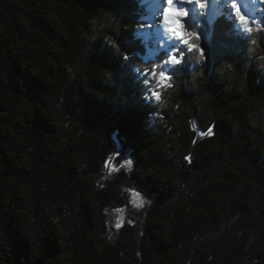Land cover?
I'll return each mask as SVG.
<instances>
[{
  "label": "trees",
  "instance_id": "1",
  "mask_svg": "<svg viewBox=\"0 0 264 264\" xmlns=\"http://www.w3.org/2000/svg\"><path fill=\"white\" fill-rule=\"evenodd\" d=\"M141 7L0 0V264H264V10L168 67Z\"/></svg>",
  "mask_w": 264,
  "mask_h": 264
},
{
  "label": "rangeland",
  "instance_id": "2",
  "mask_svg": "<svg viewBox=\"0 0 264 264\" xmlns=\"http://www.w3.org/2000/svg\"><path fill=\"white\" fill-rule=\"evenodd\" d=\"M226 1V2H225ZM202 2H205L209 5L210 9L206 8L205 6L203 8L199 7L198 4L195 3H184V5L180 6V9H183L187 12V15L180 18V22L183 25V29L186 32V28L189 24L193 22V19H198L199 15L201 13H204L205 17L208 20H213L214 16L217 14L220 15H226L232 22L233 26L240 30H245L243 24L239 22V20L236 17V11L239 10L240 14L247 17L249 20V25L256 24L259 20V12L264 10V0H251L248 4L244 5L241 0H224L223 5H218L219 3L214 2L213 0H202ZM253 2V3H252ZM235 3L237 4L236 9L232 12L229 9H227L229 6L227 4ZM141 8H142V16H141V22H139V26H137L138 33L141 35V37L149 44L150 50L147 54V59L152 58L153 55L157 53L161 54V60H163V63L166 64V66H174L171 65L169 61V56L174 55L176 56V46L178 45H184L179 37L177 38H165V41L160 39H155V33L150 29H153L151 17L155 14L163 11L164 7L166 6V2L164 0H140ZM253 4V5H252ZM225 6V7H223ZM192 13V15H191ZM157 41L161 42L160 46L157 45ZM177 57V56H176ZM178 59V57H177ZM120 153V150L116 151L115 155H118ZM129 159L128 155L126 154L124 156V160L122 165H116V160L111 159L109 161L108 168L111 170H117V169H126V161ZM138 193V197L133 196V193ZM131 203L133 206H135L136 203H141L144 205L145 203V195L140 190H131V196H130ZM135 201V203H134ZM136 207V206H135Z\"/></svg>",
  "mask_w": 264,
  "mask_h": 264
},
{
  "label": "snow or ice",
  "instance_id": "3",
  "mask_svg": "<svg viewBox=\"0 0 264 264\" xmlns=\"http://www.w3.org/2000/svg\"><path fill=\"white\" fill-rule=\"evenodd\" d=\"M182 2L196 3L201 8H203L205 6L204 3L202 2V0H182ZM173 4H174V0H166V6L163 9V23H164L165 28L167 29V31L169 33H171L172 36L179 37L181 39L182 43L187 47L189 52H192V51L198 52L200 55V58L203 59V57H204L203 51L199 48V46L197 44L192 43V40H191V38H198L197 33L185 32L183 29V25L180 22V18L186 16L187 12L183 9H180V10L176 9L173 6ZM236 17L239 20V22L241 24H243L245 31H247L249 33L253 31L252 27L249 26L248 18L241 15L239 10L236 11ZM168 62L171 65H176V64L180 63V61L174 55L169 56ZM153 74H155L154 69H153ZM168 80H170V77L167 76L164 71H161L159 73L157 86L159 87L162 84H165V82H167ZM152 96L157 101H159L161 99V95L159 92H153ZM200 134L211 136L213 134V129L209 128L207 130V132H202ZM185 159H188V157H185ZM127 163H128V161H126V165H127ZM110 171H111V169H110ZM138 195H139L138 193H135V192L133 193V196L138 197ZM134 203H135V201H134ZM135 206L139 208V207H142L143 204H142V202L136 203ZM116 226L119 228L120 224L118 223Z\"/></svg>",
  "mask_w": 264,
  "mask_h": 264
},
{
  "label": "bare ground",
  "instance_id": "4",
  "mask_svg": "<svg viewBox=\"0 0 264 264\" xmlns=\"http://www.w3.org/2000/svg\"><path fill=\"white\" fill-rule=\"evenodd\" d=\"M164 1L166 2V0H164ZM213 1L219 3L218 5H223L226 2V1L224 2V0H213ZM241 1H242V3L244 5H246L249 2H251V0H241ZM184 3H186V2H182V0H174L173 6L176 9L180 10V6L181 5L183 6ZM203 3H204L206 8L210 9V7H209V5L207 3H205V2H203ZM227 5L229 6L227 9H229L232 12L236 9V6H237V4H235V3H230V4H227ZM223 7H225V6H223ZM191 15H192V13H191ZM151 20H153L152 21V24H153L152 28L153 29H150V31L152 30L153 33H155V36H156L155 39H160V40L165 41L166 37L167 38H177L176 36H172L171 33H169L167 31V29L165 28L164 23H163V11L162 10H161V12L155 14L154 16L152 15ZM160 43L161 42L157 41V45L158 46H160Z\"/></svg>",
  "mask_w": 264,
  "mask_h": 264
},
{
  "label": "clouds",
  "instance_id": "5",
  "mask_svg": "<svg viewBox=\"0 0 264 264\" xmlns=\"http://www.w3.org/2000/svg\"><path fill=\"white\" fill-rule=\"evenodd\" d=\"M256 31H257V32H264V28H261V27L258 25ZM257 39H258V38H257ZM253 43H256V41L253 40ZM262 58H264V57H262ZM241 83H244V81L242 80ZM127 161H128V163H127V165H126V169H125V170H126L129 174H131V172L133 171V164H134V162H133V160H132L131 158L127 159ZM118 170H119V169H117V171H118ZM145 203L150 205V204H151V200H145Z\"/></svg>",
  "mask_w": 264,
  "mask_h": 264
}]
</instances>
